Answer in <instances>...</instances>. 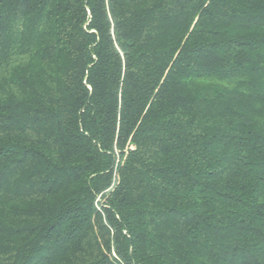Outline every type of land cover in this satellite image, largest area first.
<instances>
[{"label":"trees","instance_id":"1","mask_svg":"<svg viewBox=\"0 0 264 264\" xmlns=\"http://www.w3.org/2000/svg\"><path fill=\"white\" fill-rule=\"evenodd\" d=\"M0 264H264V0H0Z\"/></svg>","mask_w":264,"mask_h":264}]
</instances>
